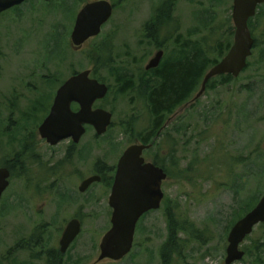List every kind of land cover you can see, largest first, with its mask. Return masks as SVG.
Listing matches in <instances>:
<instances>
[{
	"label": "rangeland",
	"instance_id": "374dc122",
	"mask_svg": "<svg viewBox=\"0 0 264 264\" xmlns=\"http://www.w3.org/2000/svg\"><path fill=\"white\" fill-rule=\"evenodd\" d=\"M92 1L96 0H27L0 16V168L11 164L14 171L0 202V264H28V253L4 256L37 226L47 229L45 241L55 240L58 232L61 238L67 222L76 217L83 229L65 264H162L170 218L186 232L181 231L172 246L176 252L169 264H226L228 235L240 220L234 221L236 212L249 198L260 194L259 202L264 195V22L259 21L264 9L251 22L258 46L243 73L229 83L213 79V85L195 98L200 85L188 105L166 117L167 127L151 151L152 159L158 151L166 159L169 148L170 153L175 151L168 159L161 208L140 220L133 250L124 260L97 263L101 240L112 227L111 192L102 183L85 194L78 187L93 175L98 160L117 166L129 146L143 144L139 138L153 121L142 87L150 78L149 61L159 50L165 52L164 60L176 58L189 41L190 46L226 42L235 27L234 0H174L158 47L147 37L145 26L169 0H107L114 6L111 20L99 37L76 48L71 39L76 17ZM86 70L109 86L107 97L95 108L111 112L113 123L99 139L89 129L67 156L72 142L52 148L40 138L39 128L60 85ZM117 74L132 78L134 87L121 93L124 84L117 81ZM84 149L90 151L85 160L78 156ZM23 157L29 160L30 179H42L41 172L51 173L55 166L63 172L42 180L43 192L35 195L29 189L27 194ZM65 174L76 203L64 204L54 191L44 192ZM241 249L245 256L234 264H264V228L256 227Z\"/></svg>",
	"mask_w": 264,
	"mask_h": 264
},
{
	"label": "water",
	"instance_id": "95a60500",
	"mask_svg": "<svg viewBox=\"0 0 264 264\" xmlns=\"http://www.w3.org/2000/svg\"><path fill=\"white\" fill-rule=\"evenodd\" d=\"M27 0H0V15ZM52 2L57 0H43ZM264 0H234L233 23L235 26L234 42L227 55L206 74L201 91L196 98L204 94L207 84L212 79L231 75L234 78L246 69L248 59L253 54L255 41L252 37L249 21ZM113 15V6L109 1L101 0L85 5L76 17L71 35L72 43L81 47L89 39L99 36L103 26ZM159 51L146 67L147 71L159 67L163 58ZM91 70L71 76L58 89L50 112L39 128V134L51 146L72 139L79 143L86 133V126L94 128L98 136L107 133L113 122V114L95 104L103 100L109 87L91 77ZM79 106L78 111L72 105ZM151 145L130 146L119 160L115 182L109 199L113 209L110 230L100 243V255L97 263L110 260L120 262L125 259L134 246L137 225L148 212L159 210L164 199L163 181L168 177L165 171L154 164H144L143 152ZM11 172L8 168H0V200L10 186ZM100 181L99 177L87 179L80 187L86 191L91 184ZM264 224V195L258 204L241 218L230 230L226 251V264L241 261L245 251L241 245L252 235L254 229ZM81 233V224L73 220L67 226L61 239V252L66 253Z\"/></svg>",
	"mask_w": 264,
	"mask_h": 264
},
{
	"label": "trees",
	"instance_id": "16d2710c",
	"mask_svg": "<svg viewBox=\"0 0 264 264\" xmlns=\"http://www.w3.org/2000/svg\"><path fill=\"white\" fill-rule=\"evenodd\" d=\"M173 6L174 0H169L159 6L151 20L145 26L147 37H150L158 47H160L158 38L160 37V33L165 26V23L170 22L169 20L174 10ZM262 9H264V5L260 6V10ZM254 19L250 20V29L252 26L251 22ZM259 19L260 22H264V16H261ZM251 32L253 35L254 31L252 29ZM228 33V41L224 42L223 40H220L215 45L197 42L190 46L192 42L189 41V46L179 51L176 58H166V62L164 60L160 68L147 73L148 75L150 74V78L142 84V87L146 90V100L149 103V110L153 117V121L151 123V128L148 129L149 131L147 130V134L141 137V139L144 140L143 142L145 145H153L150 149V154L152 153L151 151L155 149L154 147L157 146V141L161 137L160 134L165 129L166 117L175 113L179 107L191 100L193 94L202 84L207 72L213 66L218 64L230 50L233 44L232 39H234L235 29L232 28ZM257 46L258 44L255 40L254 48H257ZM213 54H218V56L212 58L211 56ZM76 73L78 72H75L74 74ZM117 77V81L120 82V84H124V89L120 88L119 91L124 93L125 88H129L132 85V78L127 77L126 74H117ZM217 78L222 79L221 83H229L233 81L231 75H223ZM98 80L100 81V79ZM211 82L208 83V88L213 85ZM133 87L134 86H131V88ZM73 109L78 110L79 106L74 104ZM48 112L49 109L47 110V113ZM96 139H99L98 136H96ZM162 149L163 148H161V150ZM172 151L171 158H174L175 151L174 149ZM172 160L174 161L175 159ZM154 161L157 166H160L165 172H167L166 158L161 157L159 151L155 153ZM259 198L260 194H256L252 198H249L245 206L241 207L238 212H236L234 221L238 218L241 219L250 212L258 203ZM260 226L264 228V224ZM183 230L185 231L182 226L179 227V225L175 224L174 220L170 218L169 240L168 243L163 246L161 251L162 264L170 263L171 255L176 252L172 249V246L177 242L178 235Z\"/></svg>",
	"mask_w": 264,
	"mask_h": 264
},
{
	"label": "flooded vegetation",
	"instance_id": "af4514ba",
	"mask_svg": "<svg viewBox=\"0 0 264 264\" xmlns=\"http://www.w3.org/2000/svg\"><path fill=\"white\" fill-rule=\"evenodd\" d=\"M97 1H101V0H96V1H92V2H88L86 3L89 4V3H93V2H97ZM107 1V0H106ZM113 12H114V6H113ZM113 16V15H112ZM112 18V17H111ZM111 20V19H110ZM109 20V21H110ZM108 21V22H109ZM108 23H106L103 28L107 25ZM103 28H102V31H103ZM102 33V32H101ZM100 36V35H99ZM97 36V37H99ZM96 38V37H95ZM91 39H94V38H91ZM89 39V40H91ZM88 40V41H89ZM87 41V42H88ZM180 46V45H179ZM189 45L186 44V43H183L182 45V48L181 49H184V48H187ZM76 48H79V47H76ZM159 51H163V50H159ZM164 55H163V58L161 60V63L159 65L158 68H160L161 64L163 63L164 61V56H165V52L163 51ZM174 57L173 56H168L167 59H173ZM173 61V60H172ZM166 62V60H165ZM169 62V61H168ZM77 74V73H76ZM76 74H73V75H76ZM91 77L94 78V79H97L95 77L92 76V73H91ZM98 80V79H97ZM99 81V80H98ZM100 82V81H99ZM64 84V83H63ZM62 84V85H63ZM60 85V87L62 86ZM58 91V90H57ZM57 93V92H56ZM190 102H187L185 103L184 105H188ZM183 105V106H184ZM72 109H73V105H72ZM74 111H77V110H74ZM176 112V111H175ZM174 114V113H173ZM47 117V116H46ZM45 120V119H44ZM167 127V124H165V128ZM89 129H93V127L91 126H86V133L89 131ZM95 131V130H94ZM109 131V130H108ZM107 131V133H108ZM86 133L83 135V137L86 135ZM107 133L105 135H107ZM95 134L96 136L97 133L95 131ZM104 135V136H105ZM146 134H143L141 137L145 136ZM40 136V134H39ZM83 137L81 138V140L83 139ZM169 137V136H168ZM41 138V137H40ZM42 139V138H41ZM43 141H45L47 143V141L45 139H42ZM80 140V142H81ZM65 141H69V142H72V145L69 147V151L66 153L67 156H71L72 155V152L73 150L75 149V146L79 145V143H75L72 139H68V140H65ZM139 141L142 142L144 144V140L143 139H140L139 138ZM64 142V141H62ZM62 142H60L59 144H61ZM48 144V143H47ZM58 144V145H59ZM50 147H55V146H51L50 144H48ZM145 145V144H144ZM57 146V145H56ZM148 146V145H146ZM150 149H146L144 150L143 152V159H144V164H154L155 166H157L155 164V161L154 159L151 158V154H150ZM168 155H167V164L169 163L168 159L170 158L171 159V153H170V148L168 150ZM125 152V151H124ZM90 154V151L88 149H84L82 151V153L80 155H78L79 157L81 156L83 160H85V158H87ZM123 155V154H122ZM121 158V157H120ZM120 160V159H119ZM21 161H24L25 164H27V166L22 170V177L24 178V181L26 183V193L28 194L30 191H32L33 193H38V192H43V187L40 186V184L43 182L42 180H44L46 177L48 176H57V174L59 173V171L63 172L61 170V167H58V166H55L54 168H52V172L49 173V172H46V171H42L40 176H42L43 178L40 179V178H34L33 179V176H31L32 179H30V176H29V170H28V159H26L25 157L21 158ZM20 159H18V162H20ZM119 163V161H118ZM159 168H161L160 166H157ZM3 168V167H1ZM5 168H8L11 172V178H10V186L8 187V189L5 191V197H6V193L8 192V190L10 189L11 187V180L12 178L14 177V171H13V165L11 164H6L5 165ZM117 168H118V164L117 166H108L105 162L103 161H97L95 166H94V172H93V175L92 176H89L87 177L86 179L82 180L81 182V185L89 178L91 177H99L100 178V181H97V182H94L93 184L90 185V187L82 192L80 190V187L81 185L78 187V191L80 192V194H85L93 185L95 184H99V183H102V184H105L109 189H110V192L112 193V189H113V185H114V182H115V177H116V173H117ZM162 169V168H161ZM164 170V169H163ZM165 171V170H164ZM68 172V171H67ZM167 173V172H166ZM65 174V177L62 176V178L60 179H57V182L56 184H54V186L52 187H49L48 188H44V192H47V191H51V192H55L56 195L58 194L61 198V201L64 203V204H70V203H76V198L74 196V191L75 190H71L65 185V179H68L69 175ZM168 177H167V180L169 179V173H167ZM33 180V181H32ZM163 181V184H162V187L164 185V183L167 181ZM32 181L31 183V186L29 185V183ZM69 185L71 186V183H69ZM33 187L34 190L31 188ZM29 189H31L29 191ZM111 193H110V196H111ZM4 194L0 200L1 204H3V201L5 200V197H4ZM110 199V197H109ZM164 200V199H163ZM163 203V202H162ZM108 205H109V202H108ZM162 206V205H161ZM109 207L111 208V206L109 205ZM112 209V208H111ZM154 211H150L148 213H146L142 218L144 219L148 214L152 213ZM112 214H113V209H112ZM112 218V217H111ZM141 219V220H143ZM73 220H78L79 223L81 224V233H82V229H83V226H82V222L79 218H72L70 221L67 222V225L65 226L64 230H63V233H62V236L67 228V226L69 225V223ZM57 221H58V217H57ZM141 221L138 222V224H140ZM53 225V223L51 224ZM139 226V225H138ZM60 231V230H59ZM59 233V232H58ZM57 233V235L54 237V230H53V226H52V236L55 238V240L53 241H45V236L47 235L48 236V231L47 229L41 225V226H37L36 229L30 234L29 237H25V238H22L20 239V241L18 243L15 244L14 248H10L9 251H7V253L5 254L4 258L5 259H8L9 257H12V255L16 254L17 252H25V253H28L29 254V263L28 264H38L39 262H43L45 264H65V256L66 254L68 253V251L70 250V248L72 247V245L77 241V239L79 238V236L77 237V239L72 243V245L69 247V249L67 250L66 253H62L61 252V239H62V236L61 238H59V234ZM49 237V236H48Z\"/></svg>",
	"mask_w": 264,
	"mask_h": 264
}]
</instances>
